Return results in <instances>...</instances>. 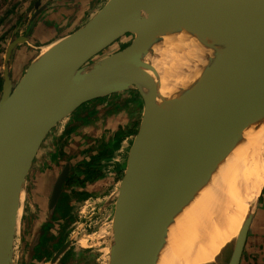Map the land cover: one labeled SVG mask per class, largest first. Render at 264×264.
<instances>
[{"label":"water","instance_id":"1","mask_svg":"<svg viewBox=\"0 0 264 264\" xmlns=\"http://www.w3.org/2000/svg\"><path fill=\"white\" fill-rule=\"evenodd\" d=\"M206 26L225 41L221 54L166 93L159 49L183 29ZM129 34V45L95 60ZM27 41H10L0 94V264L15 257L22 195L47 137L86 103L127 91L140 95L143 113L119 193L106 203L114 205L112 264H161L167 220L195 176L264 114V0H109L14 80V53ZM70 169L56 181L52 209ZM256 208L208 264H240Z\"/></svg>","mask_w":264,"mask_h":264},{"label":"crops","instance_id":"2","mask_svg":"<svg viewBox=\"0 0 264 264\" xmlns=\"http://www.w3.org/2000/svg\"><path fill=\"white\" fill-rule=\"evenodd\" d=\"M108 1L41 0L40 11H38L34 0H16V3L21 2V4H17L20 7L9 18L11 19L13 16L21 17L23 20L19 24L23 23V21L24 23L13 31L12 36L26 37L29 41L19 45L14 53V59L10 67L13 79L19 80L23 76L26 69L35 60L33 59L34 52L41 50L44 46L56 43L61 38L81 28ZM11 40L12 38L7 43L9 44ZM5 55V51L3 52L2 49L0 51V94L4 81L3 65ZM134 92L137 93L136 91ZM132 93L127 91L86 103L79 108L80 110L78 109L76 113L65 119L64 123H60L61 125H58L60 127L57 126L58 129L56 128V131L54 129L55 132L53 131L54 133L51 136L49 135L50 139L45 141L32 167L28 178V182L31 185L27 189L32 202L30 205L32 207L33 205L37 206V209L42 214V219H49V214H51L53 215L52 219L56 221V227L62 226V221L60 220V215H64L62 205L68 197V199L75 200L71 197L72 194L69 195L68 193L87 192L92 197L96 193L92 194L89 189L92 186L96 187L99 185L98 178L102 179L100 181L109 183L118 181L116 186L110 185L111 189L101 192L102 194H107L104 197L108 198L107 201H104V205L114 195L115 189H119L120 182L127 168V161L123 163L119 160L122 148L119 150L118 147L121 146V142L124 144V142L132 138V135L135 137L138 123H140L143 113L142 100L127 101L123 104L118 102V100H123L122 96L129 98ZM111 109L115 111L114 113L112 112L113 114H110ZM104 110H108L110 115H106ZM109 119L115 122L114 124L117 125L118 129L116 133L112 134V137L106 138L105 132L108 128ZM61 140L67 141L69 148V155L67 154L64 157V162H62ZM96 150H99L98 155L104 154L100 160L102 162L101 167H99L101 174L98 172L96 173V178L89 179V173H84V171L89 165L88 159L90 155L94 154H89V152H95ZM117 150H119L118 154ZM63 152H65V147H63ZM67 164L71 167L67 180V182L69 181V190L63 191L57 204L58 206L52 209L50 200L53 189L61 171ZM121 173L123 175H120ZM87 179L88 181L86 182ZM83 185H85V189H83ZM72 201L69 204L70 207L73 203H76ZM65 205L64 203V207ZM48 219H44V223L40 224L42 231L38 234L37 246L46 242V240H50L46 239V233L55 226V223L50 222ZM105 231L106 229L103 228L98 232L103 239L106 237ZM93 235L95 236L96 234ZM102 251L106 254L110 253L108 246L103 248ZM240 264H264V188L257 203Z\"/></svg>","mask_w":264,"mask_h":264},{"label":"bare ground","instance_id":"3","mask_svg":"<svg viewBox=\"0 0 264 264\" xmlns=\"http://www.w3.org/2000/svg\"><path fill=\"white\" fill-rule=\"evenodd\" d=\"M52 45L42 47L41 55ZM224 46L213 26L183 29L171 36L158 51L166 71V93L190 81L209 60L217 59ZM263 188L264 114L251 121L240 137L215 150L195 176L167 220L161 264L214 262L237 238ZM16 261L5 258L4 264Z\"/></svg>","mask_w":264,"mask_h":264},{"label":"rangeland","instance_id":"4","mask_svg":"<svg viewBox=\"0 0 264 264\" xmlns=\"http://www.w3.org/2000/svg\"><path fill=\"white\" fill-rule=\"evenodd\" d=\"M17 4H21V2L16 3V0H0V43L3 44V46H1L3 52L4 50H7V42L10 40V38H13V31L24 23L23 21V23L19 24V22L22 21L20 20L21 17L18 18L13 16L11 19L9 18L13 13L16 12L18 7H20V5ZM133 38L134 36L130 34L123 37L112 47H110L102 56L96 58L95 60L123 49L132 42ZM51 48L52 47H50L48 51ZM41 54L42 50H37L33 53V59L40 56ZM131 92L133 93L129 95V98H127V96H122L121 98H123V100H118V102L123 104L127 101L141 100V97L138 93H135L134 91ZM112 112L114 113L115 111L111 109L110 114H113ZM104 113H106V115H110L108 114V110H104ZM114 123L115 122H112L111 119H109L108 128L105 132L106 138L112 137V134L117 132V125ZM139 125L140 123L138 124L137 131ZM58 127L56 128L58 129ZM53 131L51 134L55 132ZM50 136H48L49 138L47 137V139H50ZM132 136L133 137L124 142V144L121 142V146L118 147L119 150L122 148V152L119 154V160H121L123 163L127 161L130 148L134 141V135ZM47 139L46 141H48ZM60 147L62 148L63 153L62 162H64V157L69 151L68 142L61 140ZM63 147H65V152H63ZM119 150H117V154ZM98 153L99 150H96L95 152L92 151L91 153L89 152V154L93 155H90L88 159L89 165L86 167V171H84V173H89V179L96 178V173H100L99 167L102 165L100 160L101 156H104V154L98 155ZM120 175L123 174L121 173ZM100 180L102 179L98 178V186H92L91 189H89V191H92V194L96 193L94 194L95 196L93 195L92 197L82 201L76 200V196H74L75 200L68 199L69 197L66 198L64 202L66 204L65 207L64 203L62 205V211L64 215H60L62 226L56 227V221L52 219L53 215L51 214H49V219L44 218L45 220L48 219L50 222L55 223V226H53L50 231L46 233V239L50 240H46V242L36 246L33 252L31 246L36 241L38 234L42 231V226H40V224L44 221V219H42V214L37 209V206L33 205L32 207L30 205L32 202L30 200V196L28 195L29 191L27 192V189L31 184L28 182L22 195V209L20 210L18 221L19 224L17 227L15 241V257L17 258L16 264H49L55 257L57 251L69 241H71L73 244H71L68 250H66V247L61 250L63 254L61 257H58L60 260L55 262V264H112L111 247L113 243L112 221L114 216V205H104V201H107L108 198L104 197L107 194L102 193L106 189H111L109 187L110 185L116 186L118 181L116 180L115 182L109 183ZM87 181L88 179L86 182ZM82 187L85 189V185ZM116 193H119L118 189H115L114 195ZM71 201H75L76 203H73V205L70 207L69 204ZM103 228L106 229V237L104 239L98 233L99 230ZM93 234L96 235L94 236ZM91 235L93 236L91 237ZM107 246L110 249V253L106 254L104 251H102V249Z\"/></svg>","mask_w":264,"mask_h":264},{"label":"trees","instance_id":"5","mask_svg":"<svg viewBox=\"0 0 264 264\" xmlns=\"http://www.w3.org/2000/svg\"><path fill=\"white\" fill-rule=\"evenodd\" d=\"M0 42H1V40H0ZM0 46H1V43H0ZM70 194H72L73 196H76V199L80 200V201L88 199L90 197V195L87 192H80V193L79 192H72Z\"/></svg>","mask_w":264,"mask_h":264},{"label":"flooded vegetation","instance_id":"6","mask_svg":"<svg viewBox=\"0 0 264 264\" xmlns=\"http://www.w3.org/2000/svg\"><path fill=\"white\" fill-rule=\"evenodd\" d=\"M36 1H37V0H34L35 6H36ZM21 20H23V19L21 18ZM17 28H19V27H17ZM17 28H16V29H17ZM16 29H15V30H16ZM8 45H9V44L7 43V47H8ZM1 46H3V44H1ZM1 46H0V51L2 50ZM7 47H6V49H7ZM4 51H5V50H4ZM5 54H6V51H5ZM68 185H69V181L67 182V185L64 186V190H68V189H69V188H68ZM71 197L74 198V196H71ZM58 203H59V202H58ZM57 206H58V205H57Z\"/></svg>","mask_w":264,"mask_h":264}]
</instances>
